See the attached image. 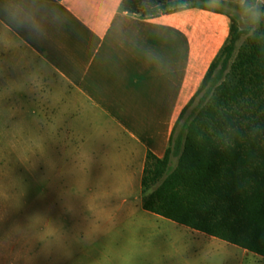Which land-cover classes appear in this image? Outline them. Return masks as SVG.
Masks as SVG:
<instances>
[{"label": "crops", "instance_id": "crops-1", "mask_svg": "<svg viewBox=\"0 0 264 264\" xmlns=\"http://www.w3.org/2000/svg\"><path fill=\"white\" fill-rule=\"evenodd\" d=\"M122 2L0 0V82L19 72L50 76L54 89L68 92L63 105L77 114L72 122L86 141L70 149L67 163L85 162L87 133L99 122L95 129L110 146L91 150L86 182L76 180L102 204L96 221L108 216L117 226L137 216V233L186 231L198 246L222 249V240L144 210L142 179L147 155L164 158L183 110L229 39L230 17L186 9L143 19L123 11ZM3 248L10 256L3 264H24V246ZM156 248L162 264H190L181 249Z\"/></svg>", "mask_w": 264, "mask_h": 264}, {"label": "rangeland", "instance_id": "rangeland-1", "mask_svg": "<svg viewBox=\"0 0 264 264\" xmlns=\"http://www.w3.org/2000/svg\"><path fill=\"white\" fill-rule=\"evenodd\" d=\"M263 4L264 0H258L246 12L218 6L236 20L241 31L235 55L258 28ZM53 82L54 77H23L20 72L3 76L0 82V264L10 260L3 246L13 244L24 246V264H55L59 259L62 264H162L156 251L162 245L170 254L183 250V259L190 264H264V258L222 241V249L208 243L198 246L186 231L137 233V216L117 226L108 216L96 221L94 213L102 204L90 200L86 186H78L76 180L86 182L87 172L82 169L90 162L91 150L110 143L95 129L99 122H93L85 162L67 163L70 149L83 146L86 139L72 122L77 114L63 105L68 103V92L54 89ZM196 105L181 126L195 117ZM177 162L173 158L171 168ZM188 236L191 240H186Z\"/></svg>", "mask_w": 264, "mask_h": 264}, {"label": "trees", "instance_id": "trees-1", "mask_svg": "<svg viewBox=\"0 0 264 264\" xmlns=\"http://www.w3.org/2000/svg\"><path fill=\"white\" fill-rule=\"evenodd\" d=\"M257 4L123 0L121 9L143 19L186 9L230 17L229 39L183 110L164 158L147 155L143 209L264 258V4L258 28L236 55L241 31L218 7L246 12ZM195 104L197 114L181 126Z\"/></svg>", "mask_w": 264, "mask_h": 264}]
</instances>
